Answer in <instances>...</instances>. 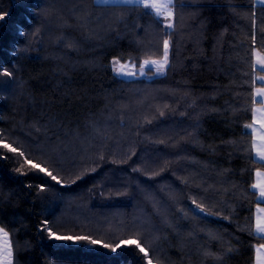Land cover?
<instances>
[{"label":"trees","instance_id":"16d2710c","mask_svg":"<svg viewBox=\"0 0 264 264\" xmlns=\"http://www.w3.org/2000/svg\"><path fill=\"white\" fill-rule=\"evenodd\" d=\"M0 11V66L13 73H0V141L66 185L16 173L23 158L0 148L12 157L0 160V227L14 264H147L134 245L102 247L133 237L153 264H255L264 164L245 126L264 86V5L174 0L173 29L137 4L0 0ZM164 39V75H116L115 58L160 59ZM45 220L100 243L52 240Z\"/></svg>","mask_w":264,"mask_h":264},{"label":"snow or ice","instance_id":"6c2138e0","mask_svg":"<svg viewBox=\"0 0 264 264\" xmlns=\"http://www.w3.org/2000/svg\"><path fill=\"white\" fill-rule=\"evenodd\" d=\"M107 2V0H105ZM120 2L124 4H137L142 5L144 8L149 9L150 11L145 13V15H152V11H155L154 20L158 25H162L166 29H173L175 27V15L173 12L174 7V0H167L166 3H159L157 0H120ZM258 3L261 5H264V0H258ZM9 16L8 12L0 11V21H5L6 18ZM20 33L23 35L24 30L20 29ZM166 35H171V33L166 32ZM252 39L255 40V34L252 35ZM170 41L169 39L163 40V53H162V59H153V60H145L144 65L147 66V71L152 70V66H155V74L157 75H164L166 71L170 67V61H169V55H170ZM113 67H116L117 65H120V69H122L124 66L120 64V58H115L112 61ZM257 64L259 65L258 70H264V57H260L258 55ZM118 69L116 72L117 76H133L135 73L130 72H124L122 70ZM0 73L4 77H12L13 73L5 68L3 66H0ZM141 74H146L145 69L141 68ZM260 80L264 81V76L259 77ZM7 83V81L0 80V86ZM258 96L264 97V87L257 89ZM163 115V113H161ZM245 127H250L249 125H246ZM264 139V137H262ZM0 148L4 149L6 153H11L14 156H18L23 158V163L19 164L14 170L16 173L20 175H26L27 173L24 171L25 166L28 167L30 170H37L40 173H43L47 177H49L52 181H55L57 185H60L61 187H65L66 185H63L61 183V180L58 178L57 175H54L52 171H50L47 167L41 166L38 163L33 162V160L29 159L28 156H26L25 152L22 150H19L18 148L12 146V144L8 142L0 141ZM258 154L260 156L261 160H264V150L258 149ZM12 157L0 153V160H9ZM103 158V157H101ZM135 171V169H134ZM257 175H264L261 173H258ZM80 177H77L79 179ZM75 181H73L74 183ZM252 187L259 188L260 191V197L264 198V179H262L259 183L253 184ZM41 191H48L49 188L45 186L40 187ZM196 203L195 201H193ZM197 208L200 209V211H204V209L201 207L200 204H197ZM261 213H264V208L259 209ZM55 227L54 223H50L49 221H44V226L42 228V231L47 232V236L55 241H69V240H75V241H82L86 240L91 245H97L100 243L99 241L95 239H91L90 237L86 236H63L57 234L56 231L53 230ZM255 233L258 235V238L261 240H264V215L258 216L256 218L255 222ZM0 237H2V243H0V264H14V253H13V246L12 243L9 240V232L5 231L3 227H0ZM122 245L126 246H132L134 245L136 249L139 250L140 253H143L144 256L147 258V264H153L152 258L149 257V252L146 251L145 247L141 244V242L133 237L125 240H121L116 244H108L103 243L102 247L105 249H110L112 253H117L118 250L121 248ZM229 251H231V248H229ZM255 264H264V244H261L259 248L256 249V261Z\"/></svg>","mask_w":264,"mask_h":264},{"label":"crops","instance_id":"0c3cea01","mask_svg":"<svg viewBox=\"0 0 264 264\" xmlns=\"http://www.w3.org/2000/svg\"><path fill=\"white\" fill-rule=\"evenodd\" d=\"M256 3H258V0H255ZM259 4V3H258ZM257 56V57H256ZM262 56V55H259ZM256 58H258V54L255 55ZM254 58V59H256ZM256 63V62H255ZM264 86H259L254 89V99L257 101V104L253 108V118L252 123L249 125V131L252 135V151H253V157L255 160L261 162L264 164V160L260 159V156L258 154V149L264 150V97L258 96L257 89H260ZM258 173L264 174L263 170H257L254 175V184L259 183L262 179H264V175H257ZM253 190L257 193V200L259 201V204L255 208V222L256 218L258 216L264 215V213H261L259 209L264 208V198L260 197V191L259 188H253ZM260 246L255 247V261H256V249Z\"/></svg>","mask_w":264,"mask_h":264},{"label":"rangeland","instance_id":"374dc122","mask_svg":"<svg viewBox=\"0 0 264 264\" xmlns=\"http://www.w3.org/2000/svg\"><path fill=\"white\" fill-rule=\"evenodd\" d=\"M95 1L97 3H122V2H120V0H107V2H105V0H95ZM157 2L163 4V3H166L167 0H157ZM256 54L261 55L259 53H256ZM260 57H264V56H260ZM160 59H162V58H160ZM257 59L258 58L255 59V62H256L255 64L257 67H259V65L257 64ZM150 60H153V59H150ZM144 61L142 62V64L139 67L135 66L132 63H122V62H120V64L124 66L122 69H120V65L113 67V64H112V67H113V70L115 73L117 72L118 69H120L124 72L135 73V75H133V76H119V77L124 78V79L135 78V77L151 78L153 76H159V75L155 74V66H152L151 71H147V66L144 65ZM142 67L145 69L146 74H141V68ZM9 240H10V238H9ZM0 243H2V237H0Z\"/></svg>","mask_w":264,"mask_h":264}]
</instances>
